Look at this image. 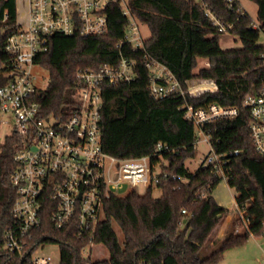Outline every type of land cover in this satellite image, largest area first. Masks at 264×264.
I'll return each instance as SVG.
<instances>
[{"label":"trees","instance_id":"1","mask_svg":"<svg viewBox=\"0 0 264 264\" xmlns=\"http://www.w3.org/2000/svg\"><path fill=\"white\" fill-rule=\"evenodd\" d=\"M251 1L258 6L256 22L245 10L241 14L238 0H129L132 14L148 28L150 36L143 49L123 48L126 56L137 61V78L103 87L102 147L120 159L151 156L160 142L174 151H164L162 158L152 159L153 167L161 164L160 197H154L153 187H149L144 194L133 190L107 200L93 240L108 250L107 259L86 258L83 252L90 242L76 239L72 228H54L48 212L37 242L58 244L60 264H218L228 249L244 245L251 236L264 237V157L254 151L250 112L244 106L246 96L258 92L264 82V44L260 43L264 0ZM5 8L14 20L16 0H0V16ZM208 12L221 23L233 25L225 34L237 37L242 47L222 49L224 34L218 32ZM108 18L105 34L54 35L49 51L36 58V64L49 73L47 89L36 97L46 115L69 116L78 109L74 95L79 70L120 63L116 45L124 37L128 19L118 5L108 8ZM255 23L258 28L253 27ZM147 54L165 65L184 87L200 78L216 82L219 90L193 98H154L149 90L150 70L144 61ZM200 59L208 60L210 66L195 73ZM6 83L7 78L0 73V86ZM188 103L196 107L217 103L239 109V116L233 120L202 127L216 153L226 159L227 184L236 193L238 210L250 221L248 229L232 231L223 239L216 237L217 230L229 210L213 197L223 178L208 168L193 173L186 166L196 157L198 139L195 125L186 118ZM19 147L15 136L7 137L0 146V264L9 260L18 263L31 256V252L20 256L3 250L4 231L13 220L17 198L11 175ZM237 221L241 224L240 218ZM115 223L123 233V242Z\"/></svg>","mask_w":264,"mask_h":264},{"label":"built area","instance_id":"2","mask_svg":"<svg viewBox=\"0 0 264 264\" xmlns=\"http://www.w3.org/2000/svg\"><path fill=\"white\" fill-rule=\"evenodd\" d=\"M112 5H118L128 19L124 37L116 45L120 50V63L79 70L74 95L78 109L69 116L46 115L36 99L42 91L35 83L34 70L40 68L36 58L49 51L54 35L71 36L78 32L82 37H96L105 34L108 8ZM208 15L219 33L225 34L233 28L210 12ZM141 26L130 10L129 0H16L14 20L9 9L1 13L0 73L7 78V83L0 86V126L10 129V136L20 142L11 175L17 198L12 209L13 220L4 231L3 250L20 256L31 252V256L21 262L9 260L5 264H60L53 262L51 256H35L49 245L37 242V233L42 230L48 212L54 228H72L76 239L95 245L93 240L103 220L107 200L113 195H126L139 185L147 189L158 186L161 164L153 167L152 159L162 158L164 151L174 149L160 142L151 156L120 159L106 153L102 147L103 87L130 83L137 78V61L126 56L123 48L131 46L133 51L144 48L146 38ZM253 27L259 25L255 23ZM144 61L150 70L149 90L154 98H193L219 90L217 83L211 80L197 84H192V80L184 87L165 65L150 55L144 56ZM262 62L264 71V55ZM244 106L250 112L254 151L264 157V82L258 92L246 96ZM238 116L237 107L217 103L205 107L186 105V118L197 130L196 145L200 136H204L203 141L209 145L208 152L189 171L208 168L227 180L228 163L216 153L210 135L202 127ZM238 212L241 225L248 229L250 221L243 211Z\"/></svg>","mask_w":264,"mask_h":264},{"label":"rangeland","instance_id":"3","mask_svg":"<svg viewBox=\"0 0 264 264\" xmlns=\"http://www.w3.org/2000/svg\"><path fill=\"white\" fill-rule=\"evenodd\" d=\"M196 1L199 2L200 0ZM240 2L242 3V5H244L250 16L253 19L257 20V4H255L251 0H240ZM141 30L143 37L147 39L150 36L148 28L142 25ZM235 38L237 39V41H235ZM261 40L264 41V35L261 36ZM220 44L223 48H230L232 46L237 47L240 45V40L231 34H224L220 39ZM208 63V60L200 59L198 67L194 72L198 73L199 70L207 67ZM34 75L36 77V86L42 91L46 90L49 84L48 71L40 67L34 70ZM201 81H203V79L195 78L192 81V84H197ZM10 134V129L4 126H0V146L5 143L6 138L9 137ZM203 140L204 136H200L197 145L196 157L192 160L187 161L186 166L189 168V170H193V167L200 162V159L209 150V145H207ZM135 191L139 194H144L147 191V187L139 185L136 187ZM153 196H161V190L157 186L153 187ZM213 197L219 205L229 210V216L235 217L233 220H229V222H227V218L229 216L224 220V222L217 230L216 237L218 239H223L228 233H231L232 231H234L235 233L242 231V229H244L243 225H241L240 222L237 221L240 214L238 212V207L235 200L236 193L232 188H230V186L227 184V181L223 180L217 186V188L213 192ZM114 229L117 232L120 241L123 242V233L116 223L114 224ZM40 255L51 256L53 258V262L59 263L61 251L58 245L49 244L46 245L43 249L37 251V253L35 254V256ZM84 256L86 258H91L92 260H103L109 258V253L103 245L95 244L90 245L85 249ZM218 264H264V237L251 236L244 245L228 249L225 252L224 259L221 260Z\"/></svg>","mask_w":264,"mask_h":264},{"label":"crops","instance_id":"4","mask_svg":"<svg viewBox=\"0 0 264 264\" xmlns=\"http://www.w3.org/2000/svg\"><path fill=\"white\" fill-rule=\"evenodd\" d=\"M239 2H240V0H238ZM240 4H241V6H242V8L249 14V12L246 10V8L244 7V5H242V3L240 2ZM250 15V14H249ZM255 20V19H254ZM257 20H255V22H256ZM235 41H237V39L235 38ZM260 43H262V44H264V41H262V40H260ZM221 45V44H220ZM222 47V46H221ZM240 47H242V44H241V42H240V45L239 46H232V47H230V48H223L222 47V49H224V50H230V49H235V48H240ZM227 209V208H226ZM235 217H231V216H229L228 218H227V222H229V220H233ZM223 236H224V234H223ZM222 236V237H223Z\"/></svg>","mask_w":264,"mask_h":264}]
</instances>
